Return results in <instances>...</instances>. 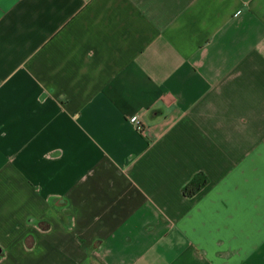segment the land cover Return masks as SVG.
<instances>
[{
    "label": "crops",
    "instance_id": "obj_1",
    "mask_svg": "<svg viewBox=\"0 0 264 264\" xmlns=\"http://www.w3.org/2000/svg\"><path fill=\"white\" fill-rule=\"evenodd\" d=\"M0 264H264V0H0Z\"/></svg>",
    "mask_w": 264,
    "mask_h": 264
},
{
    "label": "trees",
    "instance_id": "obj_2",
    "mask_svg": "<svg viewBox=\"0 0 264 264\" xmlns=\"http://www.w3.org/2000/svg\"><path fill=\"white\" fill-rule=\"evenodd\" d=\"M208 182L207 176L198 172L183 186L182 191L185 196H193L201 190Z\"/></svg>",
    "mask_w": 264,
    "mask_h": 264
},
{
    "label": "built area",
    "instance_id": "obj_3",
    "mask_svg": "<svg viewBox=\"0 0 264 264\" xmlns=\"http://www.w3.org/2000/svg\"><path fill=\"white\" fill-rule=\"evenodd\" d=\"M130 120L133 123L134 128L139 132V133H144L145 132V126L143 125L141 119L139 116L134 115L131 116Z\"/></svg>",
    "mask_w": 264,
    "mask_h": 264
}]
</instances>
